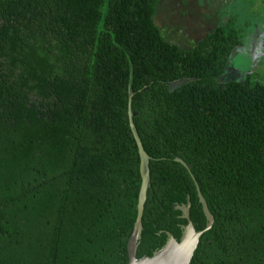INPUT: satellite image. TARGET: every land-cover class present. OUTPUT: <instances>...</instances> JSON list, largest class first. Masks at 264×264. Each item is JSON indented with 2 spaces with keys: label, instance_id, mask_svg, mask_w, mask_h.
Masks as SVG:
<instances>
[{
  "label": "trees",
  "instance_id": "trees-1",
  "mask_svg": "<svg viewBox=\"0 0 264 264\" xmlns=\"http://www.w3.org/2000/svg\"><path fill=\"white\" fill-rule=\"evenodd\" d=\"M160 1L0 0V264L128 263L130 96L137 258L180 239L188 198L205 228L196 181L214 221L189 264H264V74L222 78L249 32L233 15L182 46Z\"/></svg>",
  "mask_w": 264,
  "mask_h": 264
},
{
  "label": "rangeland",
  "instance_id": "rangeland-1",
  "mask_svg": "<svg viewBox=\"0 0 264 264\" xmlns=\"http://www.w3.org/2000/svg\"><path fill=\"white\" fill-rule=\"evenodd\" d=\"M233 2L234 0H161L155 18L167 40L188 46L190 39L202 38L215 26L236 15L238 24L234 25L243 27L249 33L245 44L234 50L222 78L241 79L249 73L257 72L262 77L264 0H238L232 6ZM245 20L248 24H241ZM183 82L174 83L172 87Z\"/></svg>",
  "mask_w": 264,
  "mask_h": 264
},
{
  "label": "water",
  "instance_id": "water-1",
  "mask_svg": "<svg viewBox=\"0 0 264 264\" xmlns=\"http://www.w3.org/2000/svg\"><path fill=\"white\" fill-rule=\"evenodd\" d=\"M128 118L132 134L136 141L138 152L140 156V174L141 187L137 203V215L134 222L132 233L127 242L128 263L127 264H189L193 256L194 250L197 247L200 236L211 228L214 217L208 209L207 203L200 191V188L195 181L197 196L202 205L203 213L206 217V226L202 230H196L189 217V198L186 205H179L178 208L182 211V216L187 220L186 225L182 227V234L177 240L171 233L167 232V240L165 244L158 250L154 251L151 256L144 255L137 258V241L141 238L142 230V215L144 211V203L146 200L147 187L149 182V155L145 152L142 142L136 131L133 122V113L131 108V96L128 102ZM183 166L188 168L187 164L179 157L175 159ZM193 180L194 177H193Z\"/></svg>",
  "mask_w": 264,
  "mask_h": 264
},
{
  "label": "crops",
  "instance_id": "crops-1",
  "mask_svg": "<svg viewBox=\"0 0 264 264\" xmlns=\"http://www.w3.org/2000/svg\"><path fill=\"white\" fill-rule=\"evenodd\" d=\"M236 1H237V0H234L235 3L233 2L232 6H234V4L236 5ZM225 8H228V7H225ZM228 10H229V9H228ZM230 10H231V9H230ZM231 13H232V12H231Z\"/></svg>",
  "mask_w": 264,
  "mask_h": 264
}]
</instances>
